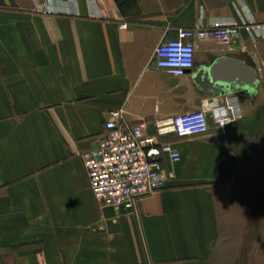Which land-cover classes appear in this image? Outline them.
Listing matches in <instances>:
<instances>
[{"label": "crops", "instance_id": "obj_1", "mask_svg": "<svg viewBox=\"0 0 264 264\" xmlns=\"http://www.w3.org/2000/svg\"><path fill=\"white\" fill-rule=\"evenodd\" d=\"M42 1L54 11L0 0V264H209L218 209L238 185H264V37L253 43L240 24L234 46L197 38L181 76L156 67L154 51L199 20L264 24V0ZM223 56H257L255 88L214 80ZM229 92L243 116L225 131L163 136L180 160L164 158L165 186L136 213L100 208L82 154L110 110L153 133L155 120Z\"/></svg>", "mask_w": 264, "mask_h": 264}, {"label": "built area", "instance_id": "obj_2", "mask_svg": "<svg viewBox=\"0 0 264 264\" xmlns=\"http://www.w3.org/2000/svg\"><path fill=\"white\" fill-rule=\"evenodd\" d=\"M31 1L37 10L54 11L48 2ZM240 24L253 43L258 37H264V24L252 25L249 20L241 19L239 23L216 19L207 24L199 20L191 27L178 28L173 37L160 42L154 51V64L174 76H181L194 66L195 39L234 46ZM242 116L240 97L235 92L214 96L213 103L206 100L198 109L157 119L153 133H146L142 124H124L121 110H110L103 135L82 154L93 197L100 208L110 209L115 215L136 213L144 196L165 186L168 172L164 158L180 160L178 149L164 141L163 136L199 134L208 131L210 126L225 131Z\"/></svg>", "mask_w": 264, "mask_h": 264}, {"label": "rangeland", "instance_id": "obj_3", "mask_svg": "<svg viewBox=\"0 0 264 264\" xmlns=\"http://www.w3.org/2000/svg\"><path fill=\"white\" fill-rule=\"evenodd\" d=\"M219 239L209 264H264V185H238L218 209Z\"/></svg>", "mask_w": 264, "mask_h": 264}, {"label": "water", "instance_id": "obj_4", "mask_svg": "<svg viewBox=\"0 0 264 264\" xmlns=\"http://www.w3.org/2000/svg\"><path fill=\"white\" fill-rule=\"evenodd\" d=\"M254 65H248L241 59L223 56L218 58L211 66L210 73L214 80L234 82L239 86L255 88L256 72L259 67V59L253 57ZM224 64L225 67H222Z\"/></svg>", "mask_w": 264, "mask_h": 264}]
</instances>
